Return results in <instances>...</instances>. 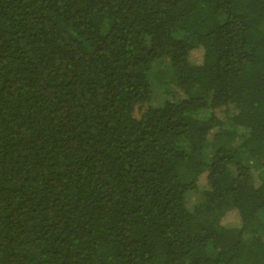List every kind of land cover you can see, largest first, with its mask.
Returning <instances> with one entry per match:
<instances>
[{"label":"trees","instance_id":"trees-1","mask_svg":"<svg viewBox=\"0 0 264 264\" xmlns=\"http://www.w3.org/2000/svg\"><path fill=\"white\" fill-rule=\"evenodd\" d=\"M0 264H264V0H0Z\"/></svg>","mask_w":264,"mask_h":264},{"label":"rangeland","instance_id":"rangeland-1","mask_svg":"<svg viewBox=\"0 0 264 264\" xmlns=\"http://www.w3.org/2000/svg\"><path fill=\"white\" fill-rule=\"evenodd\" d=\"M194 57L197 56V54L193 55ZM161 69L165 70L169 67V63H167V61H164L161 63L160 65ZM173 78V76H171V79ZM162 87H158L156 86L154 88V96H153V102L152 105L153 106H159L161 104V102L164 100L165 98V94L162 92ZM231 144L236 147L238 146L239 142L236 138H234L232 141H230ZM212 152H213V148L212 146L207 147L206 149V158H210L212 156ZM201 199V196L198 193H194V192H189L186 195V207L189 211H192L195 204L198 203V201Z\"/></svg>","mask_w":264,"mask_h":264}]
</instances>
